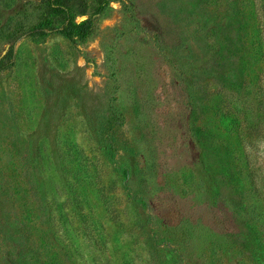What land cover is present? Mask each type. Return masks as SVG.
Here are the masks:
<instances>
[{
	"label": "rangeland",
	"instance_id": "obj_1",
	"mask_svg": "<svg viewBox=\"0 0 264 264\" xmlns=\"http://www.w3.org/2000/svg\"><path fill=\"white\" fill-rule=\"evenodd\" d=\"M0 264H264V0H0Z\"/></svg>",
	"mask_w": 264,
	"mask_h": 264
},
{
	"label": "trees",
	"instance_id": "obj_2",
	"mask_svg": "<svg viewBox=\"0 0 264 264\" xmlns=\"http://www.w3.org/2000/svg\"><path fill=\"white\" fill-rule=\"evenodd\" d=\"M90 22V21H89ZM89 22H85L84 24H89ZM77 27V24H73V23H71V22H69V23H67V25H65L62 29L63 30H66V31H70V30H73V29H75ZM56 29H60V28H56ZM85 31V30H84ZM83 31V32H84ZM41 33H43V29L42 28H33V29H31L30 31H29V34H41ZM251 58V57H250ZM232 79L233 80H237V78H236V75H234V76H232ZM223 97H224V95H223ZM241 101H238L237 103H236V105H234L233 107H232V109H235L237 112H241V113H244L246 110H245V108L243 107V106H241ZM236 118V117H235ZM235 118H231V122H230V125H232L231 126V131H233L234 129H238V127H239V123H238V120H237V118L235 119ZM239 139V138H238ZM248 161V160H247ZM246 163H248L247 164V168H248V173L247 174H251V176H252V180H253V182H255V177L253 176L254 174V172H253V169L250 167L251 166V163H250V161H248V162H246ZM221 176V177H220ZM219 177H220V180H221V178H224L222 175H220ZM218 181H219V178H218ZM219 182H221V181H219Z\"/></svg>",
	"mask_w": 264,
	"mask_h": 264
}]
</instances>
